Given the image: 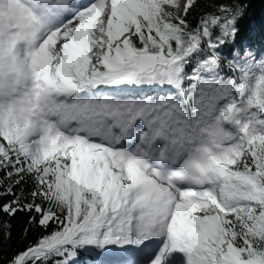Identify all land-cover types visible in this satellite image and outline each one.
I'll use <instances>...</instances> for the list:
<instances>
[{
  "label": "snow or ice",
  "instance_id": "obj_1",
  "mask_svg": "<svg viewBox=\"0 0 264 264\" xmlns=\"http://www.w3.org/2000/svg\"><path fill=\"white\" fill-rule=\"evenodd\" d=\"M247 7L0 0V264H264Z\"/></svg>",
  "mask_w": 264,
  "mask_h": 264
},
{
  "label": "trees",
  "instance_id": "obj_2",
  "mask_svg": "<svg viewBox=\"0 0 264 264\" xmlns=\"http://www.w3.org/2000/svg\"><path fill=\"white\" fill-rule=\"evenodd\" d=\"M242 3L248 5L243 18L239 22L240 33L239 42H251L256 48L264 47V0H241ZM13 229V247H23L20 241L21 231L26 224V217L19 214L14 220ZM35 233L30 239H35ZM26 243V241L24 242ZM91 257L87 253H81L80 264H86Z\"/></svg>",
  "mask_w": 264,
  "mask_h": 264
}]
</instances>
